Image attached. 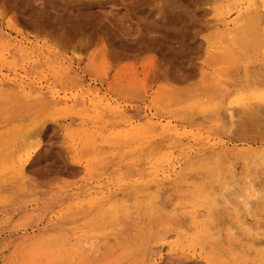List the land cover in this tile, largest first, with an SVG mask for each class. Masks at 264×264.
<instances>
[{
	"label": "rangeland",
	"instance_id": "obj_1",
	"mask_svg": "<svg viewBox=\"0 0 264 264\" xmlns=\"http://www.w3.org/2000/svg\"><path fill=\"white\" fill-rule=\"evenodd\" d=\"M263 28L259 0H0V264H263L205 199L264 151Z\"/></svg>",
	"mask_w": 264,
	"mask_h": 264
},
{
	"label": "clouds",
	"instance_id": "obj_2",
	"mask_svg": "<svg viewBox=\"0 0 264 264\" xmlns=\"http://www.w3.org/2000/svg\"><path fill=\"white\" fill-rule=\"evenodd\" d=\"M211 208L223 210L235 225L225 230L226 239L232 244L264 240V228L247 225L249 220H264V151L253 158L240 161H216L214 188L205 193ZM240 235H237V233ZM96 241L85 243L89 251L96 250ZM264 251V250H262Z\"/></svg>",
	"mask_w": 264,
	"mask_h": 264
},
{
	"label": "bare ground",
	"instance_id": "obj_3",
	"mask_svg": "<svg viewBox=\"0 0 264 264\" xmlns=\"http://www.w3.org/2000/svg\"><path fill=\"white\" fill-rule=\"evenodd\" d=\"M260 1V5L262 6L263 10H264V0H259ZM264 29V28H263ZM144 127V126H143ZM163 129V128H162ZM171 131V130H170ZM150 165V164H149ZM148 166V165H147ZM169 174V173H168ZM157 175V174H156ZM152 185V184H151ZM150 188V187H149ZM161 197V196H160ZM154 201V200H153ZM160 201V200H159ZM157 203V201H154ZM159 205V204H158ZM162 206V205H161ZM197 217V215H196ZM190 220L194 221L195 220V216H191ZM184 222V221H183ZM231 225V224H230ZM248 225V224H247ZM233 227V226H232ZM235 227V226H234ZM234 229V228H233ZM238 235V234H237ZM264 262V261H263ZM264 264V263H263Z\"/></svg>",
	"mask_w": 264,
	"mask_h": 264
}]
</instances>
